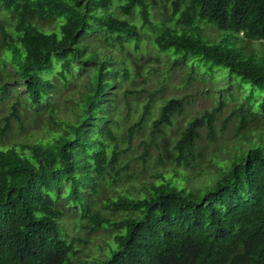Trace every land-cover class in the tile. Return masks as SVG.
Wrapping results in <instances>:
<instances>
[{
	"label": "trees",
	"instance_id": "obj_1",
	"mask_svg": "<svg viewBox=\"0 0 264 264\" xmlns=\"http://www.w3.org/2000/svg\"><path fill=\"white\" fill-rule=\"evenodd\" d=\"M155 3L0 0V264H264V0ZM146 34L241 99L169 131Z\"/></svg>",
	"mask_w": 264,
	"mask_h": 264
},
{
	"label": "rangeland",
	"instance_id": "obj_2",
	"mask_svg": "<svg viewBox=\"0 0 264 264\" xmlns=\"http://www.w3.org/2000/svg\"><path fill=\"white\" fill-rule=\"evenodd\" d=\"M154 8L158 15L157 18L153 19L154 23H158L161 17H167L170 14L168 0H156ZM137 23L140 25V22ZM140 52L143 58L139 64L142 66V69L148 73L153 82V85H148L151 89L156 88L158 85L157 83L160 81V83H164L167 87V92L164 96L169 94H184L190 101L187 111L182 116L175 118L174 127L169 129L171 132L180 128L184 122L188 121L191 116L197 114L200 109L212 106L219 97H222L227 103L233 104L241 99V95L244 93V90H238L235 85L227 86V76L221 70L214 69L212 72H208L203 66L197 65L194 67V70L190 72L189 69H184L182 66H176L171 63L164 54L155 48L152 43V37L148 34L143 37ZM189 62L190 60L187 59V63ZM189 72L192 77H189ZM13 87L18 91L23 90V87L17 85L16 82H13L12 89ZM226 95H231V97H227ZM65 97H71L70 89H68V91L64 90V95L60 96L58 99L61 100ZM8 102L9 101L5 102V104L7 105ZM140 104H142V100L139 102V106L135 111L139 110ZM0 105H2V109L4 104L0 103ZM39 134L40 131L33 132V135ZM137 142L138 139L135 140L134 144ZM220 143H223V140ZM97 240L101 243V238ZM89 245L86 252H92L94 256L97 253L95 245ZM80 258L88 259L85 253H82Z\"/></svg>",
	"mask_w": 264,
	"mask_h": 264
},
{
	"label": "clouds",
	"instance_id": "obj_3",
	"mask_svg": "<svg viewBox=\"0 0 264 264\" xmlns=\"http://www.w3.org/2000/svg\"><path fill=\"white\" fill-rule=\"evenodd\" d=\"M233 86H234V84H233Z\"/></svg>",
	"mask_w": 264,
	"mask_h": 264
}]
</instances>
